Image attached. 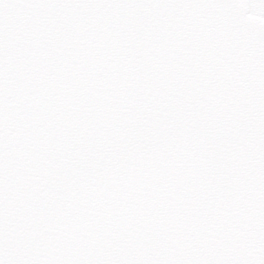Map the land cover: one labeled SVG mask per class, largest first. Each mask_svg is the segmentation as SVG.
I'll return each instance as SVG.
<instances>
[{
    "label": "snow or ice",
    "instance_id": "snow-or-ice-1",
    "mask_svg": "<svg viewBox=\"0 0 264 264\" xmlns=\"http://www.w3.org/2000/svg\"><path fill=\"white\" fill-rule=\"evenodd\" d=\"M0 264H264V0H0Z\"/></svg>",
    "mask_w": 264,
    "mask_h": 264
}]
</instances>
